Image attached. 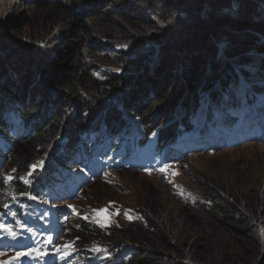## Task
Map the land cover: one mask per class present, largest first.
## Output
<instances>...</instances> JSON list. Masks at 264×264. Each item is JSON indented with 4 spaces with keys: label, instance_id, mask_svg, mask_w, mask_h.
<instances>
[{
    "label": "trees",
    "instance_id": "obj_1",
    "mask_svg": "<svg viewBox=\"0 0 264 264\" xmlns=\"http://www.w3.org/2000/svg\"><path fill=\"white\" fill-rule=\"evenodd\" d=\"M0 2L12 9L0 26V226L16 233L24 229L25 238L32 240L43 225L46 229L55 222L69 237L67 225L77 212L72 202L110 172L168 171L196 156L264 143V93H249L262 91L263 74L255 73L256 86L250 82L243 103L227 96L231 77L260 66L261 57L253 51L264 48V0H92L85 16L80 10L86 0ZM117 5L118 11L113 10ZM16 6L39 12L45 20L26 42L18 37ZM93 19L110 34L100 38L106 44L95 42L89 51L83 39L92 34L84 26ZM63 20L72 33L77 31L74 22L82 23L84 29L76 35L81 49L64 43L57 53L49 42L55 32L43 37L46 24L56 28ZM28 26L32 32L37 28L32 21ZM136 39L155 47L153 60L137 77L131 74L146 57L106 52ZM92 57L121 69L110 66L101 81L88 68L86 59ZM167 113L171 121L162 123ZM156 131L161 148L153 157L151 150L140 148L149 145ZM213 136L217 144L205 147L204 139ZM147 160L159 164L150 168ZM106 164L113 169L103 171ZM95 166L99 171L91 170ZM184 201L203 207L234 238L237 264H264V239L254 238L255 228L264 224L263 209L257 213L235 196H218L209 206L191 194ZM67 208L71 216L65 215ZM111 209L97 219L135 222L146 216L135 208ZM75 224L79 235L73 246L82 249L78 264H206L194 245L180 247L170 234L158 233V223L149 237L159 234L163 248L175 257L138 250L131 239L124 240L127 235L117 220L106 229L89 220ZM14 248L8 237L0 242V250ZM97 248H103L101 258H88ZM120 250L124 253L117 256Z\"/></svg>",
    "mask_w": 264,
    "mask_h": 264
},
{
    "label": "rangeland",
    "instance_id": "obj_2",
    "mask_svg": "<svg viewBox=\"0 0 264 264\" xmlns=\"http://www.w3.org/2000/svg\"><path fill=\"white\" fill-rule=\"evenodd\" d=\"M86 1L88 3L82 4L84 6L80 10L82 16H85L91 9L90 5L87 7L85 5L91 4L92 0ZM17 6L14 11L16 18H20L18 37H21L22 41L26 42L33 34L39 31L41 26L45 25V20L39 12H29L25 9L23 10L22 6H19V8ZM102 8L104 9L105 7ZM118 9L119 5L113 10L118 11ZM11 11L12 9L8 3L0 2V26L8 18ZM93 20L86 22L84 26L92 34L91 37L83 39V47L86 46L89 51L95 46V42L98 43L96 45L101 46L106 44L100 38L107 37L110 34L106 25L99 20ZM30 21L37 26L33 32L28 26ZM68 24L69 22L65 23L64 20L56 28L46 24V32H43V37L48 39L52 35V31L55 32V34L53 33L55 37L49 41L54 52H61L64 43L75 49H81L76 35L84 29L81 28L82 23L74 22V28L77 29L74 33L68 29ZM261 36L260 38L264 37V32ZM153 50H155V47L147 45V42L142 39H136L130 40L127 45H117L113 48H108L106 52L111 53V55L109 54L111 57L118 56V53H124L122 56H127L128 58L134 55L137 60L141 56L142 58L146 57L145 63L142 62V66L134 69L133 74L130 73L137 77L139 74H143L142 71L148 67L149 61L153 60L155 55ZM253 53L261 58L259 59L260 66L254 68L255 72L251 71L252 86H256L255 73L263 74L262 77H258L263 79L262 82H259L263 86L262 91L260 93H256L254 89L249 91L251 96H257V94L264 93V71L261 69V67L264 68V48L256 47ZM83 55H88V53L84 52ZM50 57L52 60L53 56ZM92 58H94L92 61L86 59L89 62L88 68H92L94 75L101 81L106 74L112 71L110 66H113L115 70L121 69L113 64L110 66L102 65L103 63L99 64L96 57ZM206 63L208 64V62ZM31 69L36 73V69L33 66ZM178 69L180 68L175 66L174 70ZM181 71H183V68L179 70V72ZM234 82V77H231L230 93L227 96L232 100H238L243 103L246 91L234 93L236 89L233 86ZM230 87L234 88L231 89ZM161 119L162 123H164V120L166 122L171 121L169 115L168 118L165 115L161 116ZM175 168L177 173H172L171 169ZM189 194L195 196L199 202H205L207 206L210 205L209 201L214 203L218 196H221V198L235 196L239 200H247L245 202L246 207L256 209L257 213L263 209L264 213V143H253L233 151H223L214 155L207 153L206 155L196 156L170 168L168 171L149 174L132 171L110 172L101 180L86 188L80 197L72 202L71 205L77 212L73 213L74 215L71 217L69 225H67L65 235L69 237H64L63 228L57 227L54 222L49 223L46 229H44L45 225H43L41 233L36 234L32 240L25 239L24 229H21L18 233L15 232L16 235L13 236L7 231L9 228L0 226V233H2L0 234V242L8 237L12 245L22 248L20 251L0 250V264H63L60 259L64 257V254L61 252L63 248L71 247L76 242L79 232L75 222L81 220H89L98 226L102 225L104 229L115 227L117 225L115 220H117L119 222L118 228L127 235L124 240L131 239L132 242L130 243L134 244L138 250H148L150 253L159 251L164 256L175 257L176 253L168 251V248H163V241L159 234L155 238L149 237V232H154L153 227L155 226L153 224L158 223V233L165 232L170 234L180 247L183 246V243L190 247L194 245L195 250L201 253L203 259L201 261H205L206 264H237L234 252V238L224 232L213 221L212 215H205L203 207L193 208L190 203L185 202L184 197L186 195L189 196ZM111 206L135 208L141 212V216L142 214L146 216L142 217V219L139 217L135 222H129L125 218L113 220L97 219L108 213L105 211L111 212ZM152 210L153 214L150 213ZM103 221L107 223L104 224ZM45 230L47 234L44 235L42 242L38 243ZM49 237L51 240H49ZM254 238L258 240L264 239L263 223L258 224L255 228ZM32 243L33 246L28 248L29 244ZM189 248L186 247L185 251L186 257L190 258L192 253ZM77 249L82 254V249L79 248V245H76ZM134 264H138V261L135 260Z\"/></svg>",
    "mask_w": 264,
    "mask_h": 264
},
{
    "label": "snow or ice",
    "instance_id": "obj_3",
    "mask_svg": "<svg viewBox=\"0 0 264 264\" xmlns=\"http://www.w3.org/2000/svg\"><path fill=\"white\" fill-rule=\"evenodd\" d=\"M33 168L35 169L36 168V165H33ZM35 197H33V199H34ZM7 231H9L13 236H15L16 234H15V232H12V230L11 229H7ZM49 240H51V238L49 237Z\"/></svg>",
    "mask_w": 264,
    "mask_h": 264
}]
</instances>
